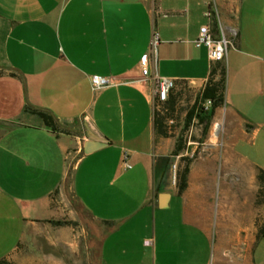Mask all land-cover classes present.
<instances>
[{
	"label": "crops",
	"instance_id": "0c3cea01",
	"mask_svg": "<svg viewBox=\"0 0 264 264\" xmlns=\"http://www.w3.org/2000/svg\"><path fill=\"white\" fill-rule=\"evenodd\" d=\"M204 25L230 38L223 62L196 47ZM146 60L177 84L225 85L195 157L156 132ZM74 199L92 228L74 231ZM2 261L264 264V0H0Z\"/></svg>",
	"mask_w": 264,
	"mask_h": 264
},
{
	"label": "rangeland",
	"instance_id": "374dc122",
	"mask_svg": "<svg viewBox=\"0 0 264 264\" xmlns=\"http://www.w3.org/2000/svg\"><path fill=\"white\" fill-rule=\"evenodd\" d=\"M207 87L208 86L200 87L188 82L179 84L175 83L173 90L169 94V98L171 101H173V104L170 107H167L164 104H158L155 100L156 111L166 116L168 137L164 138H171L174 141V151L176 150L178 143L183 147L181 154L185 153L186 151H191L189 149L197 147L198 149L196 150L195 154H191L192 157H195L197 152L203 149L204 145L202 144L206 143L210 137L214 139V125L216 123L219 124V122L214 120V116L211 121L206 120L204 122H200L199 118L195 116L192 118V120H190V122L187 120L189 114L194 110L195 112L202 113L208 112L212 108L211 106L209 109H206L205 105L207 104L208 100L204 101L202 98V93ZM217 88L224 96L223 102L218 107L221 109V112H223L225 104V85L223 82H221ZM220 114L221 113L218 115V119H221L222 117ZM206 127L209 128L207 134L204 132ZM215 128L218 129L219 125H216ZM189 156L190 155H187L185 158L180 157L178 159V172H182L184 170L185 166L188 164V160L190 158ZM74 207L78 213L76 218L77 221H74V231H82L83 228L81 225L92 228L94 223L91 217L75 199ZM78 224H80V226H77Z\"/></svg>",
	"mask_w": 264,
	"mask_h": 264
},
{
	"label": "built area",
	"instance_id": "2783aa9c",
	"mask_svg": "<svg viewBox=\"0 0 264 264\" xmlns=\"http://www.w3.org/2000/svg\"><path fill=\"white\" fill-rule=\"evenodd\" d=\"M206 16L211 18L212 11H208ZM194 43L196 47H206L208 56L213 62H223L232 45L230 38L225 36L223 32L220 36H216L209 25H204L200 28L199 36ZM91 80L93 90L95 91L104 89L113 84L112 80L102 76H93ZM141 81L152 83L154 87V99L158 104H163L168 100L169 94L175 86L174 80L160 78L157 74L151 73L148 60L145 61L143 66ZM205 106L206 109H209L212 106V101L208 100ZM127 167L129 168L130 166L127 165Z\"/></svg>",
	"mask_w": 264,
	"mask_h": 264
},
{
	"label": "trees",
	"instance_id": "16d2710c",
	"mask_svg": "<svg viewBox=\"0 0 264 264\" xmlns=\"http://www.w3.org/2000/svg\"><path fill=\"white\" fill-rule=\"evenodd\" d=\"M202 98L204 101L211 100L212 108L208 112H202V113L195 112V110L192 111L188 116L187 119L188 122H190V120H192L194 116L199 118L200 122H204L206 120L211 121V119L214 116V112L216 108H218L224 100L223 94L219 92V89L215 86H208L202 93ZM163 104L167 107H170L173 104V101H171V99L168 98V100ZM33 112L38 114L43 119L46 126L51 128L52 130L57 131L59 129L56 120L48 112L36 111V110H33ZM155 128H156V132L159 135L163 137H168V130L166 127V116L162 115L158 111L155 112ZM208 129H209L208 127L205 128L204 130L205 134H207ZM182 151H183V147L181 144L178 143L173 155L178 156L181 154ZM188 171L189 169L187 164L182 172H178V179L180 178V187H179L180 191H183L186 186V175ZM0 264H9V263L2 261L0 262Z\"/></svg>",
	"mask_w": 264,
	"mask_h": 264
},
{
	"label": "water",
	"instance_id": "95a60500",
	"mask_svg": "<svg viewBox=\"0 0 264 264\" xmlns=\"http://www.w3.org/2000/svg\"><path fill=\"white\" fill-rule=\"evenodd\" d=\"M101 146H102V143H99V142H87L85 143L83 147V152L85 154H90L96 149L100 148Z\"/></svg>",
	"mask_w": 264,
	"mask_h": 264
}]
</instances>
